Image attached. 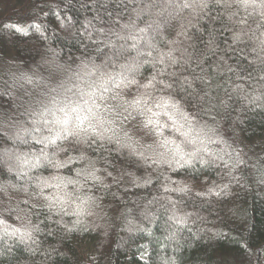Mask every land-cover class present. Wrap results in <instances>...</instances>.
Returning <instances> with one entry per match:
<instances>
[{
  "label": "trees",
  "instance_id": "16d2710c",
  "mask_svg": "<svg viewBox=\"0 0 264 264\" xmlns=\"http://www.w3.org/2000/svg\"><path fill=\"white\" fill-rule=\"evenodd\" d=\"M262 11L0 0V264H264Z\"/></svg>",
  "mask_w": 264,
  "mask_h": 264
},
{
  "label": "snow or ice",
  "instance_id": "6c2138e0",
  "mask_svg": "<svg viewBox=\"0 0 264 264\" xmlns=\"http://www.w3.org/2000/svg\"><path fill=\"white\" fill-rule=\"evenodd\" d=\"M218 5L221 6H228L231 7L233 4L235 5H239L244 7L245 9L252 7L255 8L257 6H259L261 9H264V0H216ZM235 15V13L233 14ZM261 16L264 17V11L261 12ZM241 24L246 23L245 20L240 21ZM238 38V37H237ZM134 82V81H133ZM163 83V82H161ZM142 87L144 88H148V87H155L154 84H152L151 82H149V84L147 85H142ZM164 88H171L170 84H164ZM151 98V94H147L146 96H140V97H134L133 100L126 102V104L122 105L120 103H117L116 105H114L111 108V111L113 112V114L115 116H121L122 113L119 111V109L121 107H124V111L127 112L128 108L131 107L133 109H137L140 105H148L149 101ZM113 99H115V97H113ZM162 101V103H161ZM155 107H164V108H168L171 107L173 110H175V112L179 113V115L182 117V119L188 124L189 128H192L195 126V124L197 123L196 121V117L194 114H189L186 111H184L183 107L181 106L180 102L173 99L171 96L165 98V97H161L159 101L155 102ZM75 110V109H74ZM61 111H63V109H61ZM147 111L148 112H152L153 109L152 107H147ZM155 114V113H154ZM165 115L168 116V119L171 121V124L173 126H175L177 124V120L173 118V116L167 112H165ZM131 117V119H135V117L131 116V113H128L127 116H124V119L127 120ZM79 119V123L77 124V129L79 131L76 132H71L70 135L75 137V141L74 143L77 145H88L90 146L91 142L94 140H99L103 138V134H97L96 132V127L93 126L91 124V121H89V128H91V132L89 131V128H85L83 127V124L85 122V120H87L88 118L85 116L83 118H78ZM153 123V121L151 119H149L148 121H146L143 125V127L148 128L151 124ZM160 128H164L165 125H159ZM184 125L180 124L179 127L175 128V131L178 132L180 135L184 136L185 138V142L187 144H194L193 140L188 139V133L187 132H181L180 129L183 128ZM83 134V135H81ZM67 138V137H66ZM174 144L175 141L173 140H169V139H165L164 141H162L163 145H167V144ZM61 151H68L67 148H61ZM176 151L177 153L181 152V146L179 144L176 145ZM189 155L191 156H195L196 152H190ZM50 163L53 164V167L55 168H62L65 166V164L63 162H53L51 160H49ZM79 175V173H78ZM115 179V178H114ZM48 182L45 181V184H47ZM68 183H73L72 181H68ZM182 191H186V189H183ZM47 199V198H46Z\"/></svg>",
  "mask_w": 264,
  "mask_h": 264
}]
</instances>
